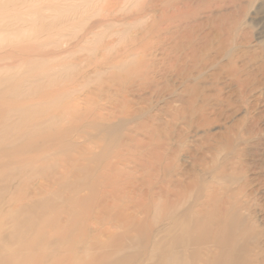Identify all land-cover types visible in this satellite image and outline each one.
I'll use <instances>...</instances> for the list:
<instances>
[{"label":"rangeland","instance_id":"obj_1","mask_svg":"<svg viewBox=\"0 0 264 264\" xmlns=\"http://www.w3.org/2000/svg\"><path fill=\"white\" fill-rule=\"evenodd\" d=\"M0 264H264V0H0Z\"/></svg>","mask_w":264,"mask_h":264}]
</instances>
